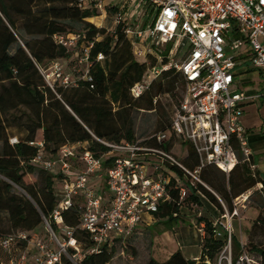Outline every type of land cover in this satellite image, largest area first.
Here are the masks:
<instances>
[{"label":"trees","instance_id":"16d2710c","mask_svg":"<svg viewBox=\"0 0 264 264\" xmlns=\"http://www.w3.org/2000/svg\"><path fill=\"white\" fill-rule=\"evenodd\" d=\"M113 10L107 8L110 14ZM100 19L99 11L82 10L77 0H0V264H8L27 245L13 237L7 254L1 243L8 237L23 232L28 240H41L49 247L50 236L44 220L58 238L62 237L61 228H75L79 224L78 205L62 212L60 226L53 222L52 212L59 201L55 185L61 176L45 172L33 163L40 151L45 159L51 160L63 146L86 144L85 149L93 157L104 158L102 170L106 171L113 157L107 155L108 149L98 141L133 144L137 140L130 111L154 112L161 96L174 99L177 104L183 83L175 71L163 73L139 97L130 95V89L146 74L147 65L134 59L132 40L121 25L109 31L100 27ZM73 24L81 28L77 30ZM55 36L65 40L78 37V42L70 48L57 44ZM99 54L102 61H97ZM56 61L64 63L63 70L71 74L73 85L64 87L55 82L52 89L48 86L38 68L45 69ZM158 122L161 129L153 134L167 132L170 122L161 119ZM11 129H18V133L10 134ZM149 137L141 140L142 145L155 147L153 141L147 140ZM12 138L15 142L11 144ZM39 142L42 148L31 145ZM162 149L189 169L197 164L194 152L185 144L171 141ZM81 152L82 149L77 150L78 154ZM71 163L80 167L75 161ZM160 171L171 177V186L189 187L177 168L165 165ZM217 173L221 174L222 182ZM33 175L36 180H26ZM200 178L206 187H189L182 201L173 191L172 201L159 205L155 219H166L169 225L166 230L171 229L172 220L179 218L182 211L198 210L203 204L220 212L222 218L221 199L231 213L232 201L258 184L264 201V179L245 163L237 164L229 175L206 168ZM13 185L30 200L13 194ZM261 207L245 244L234 234L229 236L219 219L211 222L199 216L196 225L202 226L203 238L198 261L185 259L176 251L165 262L151 258L147 264H218L228 239L231 264H264V206ZM41 233L45 235L40 237ZM257 235L259 242H255ZM75 239L83 253L93 247L90 237L83 232H76ZM117 241L113 240L112 245L104 243L99 253L85 255L78 264H109ZM73 253L69 250V254ZM61 264L70 262L62 257Z\"/></svg>","mask_w":264,"mask_h":264},{"label":"built area","instance_id":"2783aa9c","mask_svg":"<svg viewBox=\"0 0 264 264\" xmlns=\"http://www.w3.org/2000/svg\"><path fill=\"white\" fill-rule=\"evenodd\" d=\"M114 1L77 0V6L82 10L93 8L105 17L110 14L107 8L112 7L114 26L121 25L133 46L140 48L135 55L147 65V71L130 89L133 98L139 97L165 72L175 71L180 75L183 85L169 129L147 139L155 147L142 145V141L133 144L98 141L108 149L107 155L113 157L106 171L102 170L104 158L93 157L85 147L78 154V146H63L51 160L45 159L40 151L33 163L45 172L61 176L56 183L60 190L51 216L53 222L60 226L62 212L74 205L80 209V221L75 228H61L62 237L58 238L44 220L50 236L49 247L41 240H28L23 232L8 237L1 243L7 254L13 237L27 244L8 264H61L62 257L70 264H78L85 255L99 253L104 243L112 245L113 240H126L141 232L147 226L146 218L153 222L159 205L172 201L173 191L182 201L189 187H206L200 178L204 169L213 168L225 175L239 163L254 169L247 133L242 126L243 107L264 98V92L247 95L232 87L236 83L238 62L246 63L247 68L264 78V0H142L146 10L141 22L122 4L114 5ZM147 14L153 17L144 24ZM54 41L74 48L78 37L65 40L55 36ZM169 43H173L172 47L165 54ZM102 60L99 54L97 61ZM38 71L51 89L55 82L64 87L74 84L71 75L57 61ZM146 77L149 82L145 81ZM171 141L192 149L197 159L193 169L162 149ZM31 145L42 148L40 142ZM165 165L177 168L189 187L171 186L170 176L160 171ZM96 179L104 180L105 193L92 185ZM222 207V218L237 215L236 208L229 213L223 204ZM221 225L230 236L231 229ZM76 232L90 237L93 243L90 250L81 251ZM227 247H230L229 239ZM69 250L74 253L69 254Z\"/></svg>","mask_w":264,"mask_h":264},{"label":"rangeland","instance_id":"374dc122","mask_svg":"<svg viewBox=\"0 0 264 264\" xmlns=\"http://www.w3.org/2000/svg\"><path fill=\"white\" fill-rule=\"evenodd\" d=\"M127 8V11L131 13V16L137 18L140 22L143 18V13L146 10L142 0H115L114 5H120ZM126 10V9H125ZM153 17V14H152ZM151 16H145L144 24L146 21H150ZM74 28L79 30L81 28L78 24H73ZM103 26L107 30H111L114 26L113 16L108 15L103 21ZM173 43L166 45L165 54L169 52ZM140 49L138 46L135 48L132 45V54L136 61L143 62V60L135 55V52ZM186 51V48L184 52ZM62 67L63 63L59 62ZM82 67V65H80ZM48 67V66H47ZM46 67V68H47ZM64 67V66H63ZM246 79V76L243 77ZM155 80L154 82H157ZM146 82L149 79L145 78ZM242 91H247L248 88L244 86L240 87ZM178 93V92H177ZM157 104L155 106L156 111L146 112V111H130V115L133 122V132L134 137L137 141H141L149 137L154 132L161 129V124L158 119H161L164 123H169L173 115V110L175 107V101L168 99V97H158ZM18 129H11L10 134H17ZM40 134L38 133L37 140L39 141ZM15 140L10 139L9 143H14ZM219 181L222 182L221 174L217 173ZM27 181L36 180V175L33 177H27ZM227 183V181H226ZM92 185L99 192H104V182L100 179H96L92 182ZM56 187V194L59 193V186ZM12 193L21 198L30 200L24 191L19 187L13 185ZM221 199V198H220ZM224 206L227 209L226 202L221 199ZM234 204L235 207H234ZM261 206H264V201H262V195L258 191V187H254L251 190L243 193L232 201V211L233 208L237 209V215L233 218H219L220 212L208 207L203 204L201 209L198 210H185V216L180 215L179 218L172 220L171 229L166 230L169 227L166 224L167 220L159 221L158 223H153L149 227H143L144 229L140 233L134 234L131 238L126 240H119L114 245V256L109 264H147L149 259H154L157 262H165L173 253L180 251L185 258H194L200 253V236L202 234L201 227L196 225V220L199 216H204L208 218L211 222H215L219 219L220 223L231 229V234H234L242 244L248 241V234H242L241 226L245 222H253L259 216L261 212ZM197 211V212H196ZM242 224V225H241ZM45 234L41 233L40 237ZM261 236V235H260ZM262 237V236H261ZM38 239V238H37ZM259 236L255 238V242H259ZM32 255L34 253H31ZM218 264H231L230 263V247H226L220 254Z\"/></svg>","mask_w":264,"mask_h":264},{"label":"crops","instance_id":"0c3cea01","mask_svg":"<svg viewBox=\"0 0 264 264\" xmlns=\"http://www.w3.org/2000/svg\"><path fill=\"white\" fill-rule=\"evenodd\" d=\"M106 18L107 17H105V16H101L100 27L107 30V28L103 26V21ZM63 66H64V63H63ZM63 66H62V68H63ZM65 73H67V72H65ZM67 74H69V73H67ZM235 74H236V83L232 87V89L234 91L242 92V93H245L247 95H255V94H260L261 92H264V78H262L256 71H253V70L247 68L246 63L238 62L236 65ZM244 76H246V79L243 78ZM241 86L248 88V90L242 91L240 89ZM243 110H244V115L242 118V126L247 133L248 145H249V148H250L251 154H252L251 155V162H253V166H254L253 170H255L261 176V178L264 179V98H259V99L255 100L254 102L246 104L243 107ZM75 145L78 146L77 150L86 146V144H75ZM171 173L170 174L172 176L177 177V175L175 173H173V172H171ZM100 180H102L104 182L103 179H100ZM257 187H258V189H260L261 184H258ZM104 189H105V186H104ZM102 193H105V190ZM180 215L185 216L184 211H182ZM153 219H154L153 222H149L148 218H146V222H147L146 227H149L153 223L159 222V220L155 219V215L153 216ZM252 223L253 222H245L243 224V226H241L242 229H244V231H242L243 235L248 234ZM200 227L202 228V226H200ZM137 233H140V232H137ZM200 237H201L200 238V242H201V240L203 238V233L201 234ZM200 249H201V247H200ZM200 253H201V250H200ZM200 253L198 256H196L192 259L185 258V257L184 258L188 259V260L198 261V259L200 257Z\"/></svg>","mask_w":264,"mask_h":264}]
</instances>
